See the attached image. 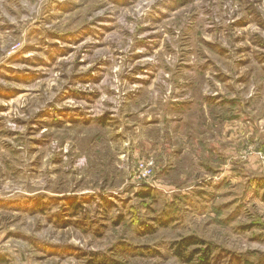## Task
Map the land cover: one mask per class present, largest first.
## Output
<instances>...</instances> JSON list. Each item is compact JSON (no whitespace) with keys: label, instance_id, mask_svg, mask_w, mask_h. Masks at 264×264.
<instances>
[{"label":"rangeland","instance_id":"obj_1","mask_svg":"<svg viewBox=\"0 0 264 264\" xmlns=\"http://www.w3.org/2000/svg\"><path fill=\"white\" fill-rule=\"evenodd\" d=\"M0 264H264V0H0Z\"/></svg>","mask_w":264,"mask_h":264},{"label":"trees","instance_id":"obj_2","mask_svg":"<svg viewBox=\"0 0 264 264\" xmlns=\"http://www.w3.org/2000/svg\"><path fill=\"white\" fill-rule=\"evenodd\" d=\"M197 242L198 241L195 238H192V237L182 240V242L180 243V247L176 251V256H178L180 258H184L181 251L182 250L186 251V249H188V247H190L192 245H196ZM206 260H208V257L206 258Z\"/></svg>","mask_w":264,"mask_h":264}]
</instances>
